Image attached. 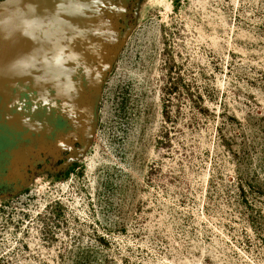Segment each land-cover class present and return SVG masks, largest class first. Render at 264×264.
Returning a JSON list of instances; mask_svg holds the SVG:
<instances>
[{"label": "rangeland", "instance_id": "rangeland-1", "mask_svg": "<svg viewBox=\"0 0 264 264\" xmlns=\"http://www.w3.org/2000/svg\"><path fill=\"white\" fill-rule=\"evenodd\" d=\"M167 2L142 3L79 168L17 194L15 264H264V0Z\"/></svg>", "mask_w": 264, "mask_h": 264}, {"label": "flooded vegetation", "instance_id": "flooded-vegetation-1", "mask_svg": "<svg viewBox=\"0 0 264 264\" xmlns=\"http://www.w3.org/2000/svg\"><path fill=\"white\" fill-rule=\"evenodd\" d=\"M143 2L124 0L122 34L136 24ZM32 56L27 51L23 81L0 94V264H15L17 227L14 220L11 224L10 211L17 196L44 178L63 181L90 151L86 149L93 88L90 63L76 51V42L46 41L33 64L28 60ZM22 146L25 170L17 175L13 151Z\"/></svg>", "mask_w": 264, "mask_h": 264}, {"label": "water", "instance_id": "water-1", "mask_svg": "<svg viewBox=\"0 0 264 264\" xmlns=\"http://www.w3.org/2000/svg\"><path fill=\"white\" fill-rule=\"evenodd\" d=\"M124 10V0H3L0 3V94L8 92L10 85L19 79L23 81L27 51L33 52L34 56L28 59L33 64L46 41L76 42V51H81L84 60L90 63L93 79L87 116L86 149L90 150L98 130L104 85L138 23L137 19L128 34H122ZM13 153L14 172L21 175L26 162L23 146Z\"/></svg>", "mask_w": 264, "mask_h": 264}, {"label": "bare ground", "instance_id": "bare-ground-1", "mask_svg": "<svg viewBox=\"0 0 264 264\" xmlns=\"http://www.w3.org/2000/svg\"><path fill=\"white\" fill-rule=\"evenodd\" d=\"M157 2L159 3V5H165V7H167V8L170 7V5H168L167 0H157Z\"/></svg>", "mask_w": 264, "mask_h": 264}]
</instances>
